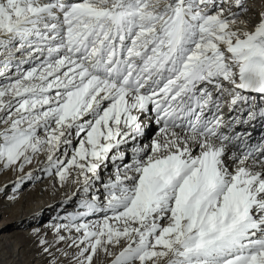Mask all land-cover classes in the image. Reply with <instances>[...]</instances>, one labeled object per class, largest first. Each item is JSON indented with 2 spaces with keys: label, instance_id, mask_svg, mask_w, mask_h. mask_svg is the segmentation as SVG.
I'll return each mask as SVG.
<instances>
[{
  "label": "snow or ice",
  "instance_id": "snow-or-ice-1",
  "mask_svg": "<svg viewBox=\"0 0 264 264\" xmlns=\"http://www.w3.org/2000/svg\"><path fill=\"white\" fill-rule=\"evenodd\" d=\"M255 5L0 0L7 199L47 177L74 205L27 233L30 264H264Z\"/></svg>",
  "mask_w": 264,
  "mask_h": 264
},
{
  "label": "bare ground",
  "instance_id": "bare-ground-1",
  "mask_svg": "<svg viewBox=\"0 0 264 264\" xmlns=\"http://www.w3.org/2000/svg\"><path fill=\"white\" fill-rule=\"evenodd\" d=\"M35 176L42 177L43 174L39 173L38 175H35ZM15 178H17V176L13 175L12 179H15ZM1 179H2L1 183H5L11 180L10 178H1ZM34 180L37 181L38 179H34ZM12 187L6 188L5 186L3 187L0 186V194L3 191L10 190L9 196L13 195ZM35 189L34 191L30 192L28 197L25 199H23L24 196L20 197V191L18 193H15V195L17 196V203L15 204H17V206L13 205L14 203L12 202L7 201V206H3L0 208L1 210L3 209V211L0 210V213L2 214L5 213L6 220H7L6 222H3V223L0 222V233L4 232L5 230L14 228L15 232L20 233V237L23 238V242H26V240H30L27 237V233L31 231V230L30 231H27V230L29 228L32 229L33 227H39L42 225V224L38 226L32 225L33 221L35 220L37 221L38 219V217H36V219H33V217H35L34 214L36 212H41L44 210V212L48 213V215L45 216L47 220H49V217H50V218H53L52 219L53 221H55V218L57 217L58 214L59 215L66 214L65 209H67L68 211L74 210V205L72 203H69V204L62 203L66 199L65 192L67 190L57 191L55 188L53 189L50 178L45 182L43 186L36 185ZM38 189L45 190V191L44 193L42 192V194H39ZM34 194H37V195H34ZM63 206H68V207H63ZM13 221H15L14 224H13ZM44 225H47V224L44 223ZM14 229L11 232H9L10 233L9 235L2 236L3 241L2 243H0V252L6 251L7 256H9V254L11 253L9 251V246L13 244L12 246L13 248L16 249L15 250L16 252L13 251L12 255L16 254V257H17L16 262L14 260V258L16 257L13 258V261L15 262V264H17V263H20L21 259L23 258V255H25L26 253L22 252L23 250L22 246H19L18 243H14L15 239L17 238V237H15V239L13 238ZM24 232H26V234ZM22 233H24L25 237L22 236L23 235ZM12 240L13 242H11ZM20 248L22 250H20ZM0 261H6V260L4 258V260L0 259Z\"/></svg>",
  "mask_w": 264,
  "mask_h": 264
},
{
  "label": "rangeland",
  "instance_id": "rangeland-1",
  "mask_svg": "<svg viewBox=\"0 0 264 264\" xmlns=\"http://www.w3.org/2000/svg\"><path fill=\"white\" fill-rule=\"evenodd\" d=\"M256 8L259 9L260 7V0H256ZM26 172L28 171H33L34 172V175H38L40 172L38 171H34L33 168H26L25 169ZM13 173L11 172H4V171H0V186L3 187L5 186L6 188H9V187H12L13 186V181L16 180L17 178L15 179H12L13 177ZM7 176V177H6ZM11 176V177H10ZM1 178H10L11 180L5 182V183H1ZM49 179V178H48ZM47 177H44L43 179H38L37 181L36 180H32V181H24L21 185V191H20V197L24 196L23 199L27 198L28 195L30 194V192L34 191L36 185L37 186H43L45 184V182L48 180ZM43 188V187H42ZM54 189V188H53ZM36 190V189H35ZM9 191H3L1 194H0V208L3 207V206H7V197L9 196ZM45 190H41V189H38V192L39 194H42V192L44 193ZM34 193V192H33ZM25 194V195H24ZM34 195H37V194H34ZM48 199V198H47ZM17 203V201L15 202ZM13 204L15 206H17V204ZM63 207H68V206H63ZM1 210V209H0ZM3 211V209L1 210ZM35 217H38V221L39 223H37V221H33V224L32 225H35V226H38L40 224H42L41 226L39 227H43L44 226V223L45 224H49V223H53L54 221L52 220L53 218H50L49 217V220H47V218L45 217L46 215H48V213L41 211V212H36L35 214ZM14 220V219H13ZM6 215L5 213H0V222L3 223V222H6ZM15 221H13V224H14ZM32 223V222H31ZM14 229V228H13ZM13 229H9V230H5L4 232H1L0 233V243H2V236H7L9 235ZM32 230L31 228H29L27 231H30ZM26 234V232H24ZM24 233H22L23 237L24 236ZM15 237H17L15 239ZM5 238V237H4ZM13 238L15 239L14 243H18L19 246H22V249L20 248V250H22V252H25L26 254L23 255V258L21 259L20 263H17V264H30V262H32L34 259H36L38 261V258L35 257V249L32 247V242L31 240H26V242H23V238L20 237V233L19 232H15V229H14V235H13ZM19 238V239H18ZM13 242V240L11 241ZM12 244V243H11ZM13 245V244H12ZM10 245L9 246V251L11 252L9 254V256H7L6 254V251L4 252H0V259L1 260H5L6 261H0L1 264H15L16 260H17V257H16V254L12 255L13 254V251L16 252L15 248H13V246ZM29 246V247H28ZM24 247V248H23ZM26 249V250H25ZM11 256V257H10ZM3 257V259H2ZM16 257V258H14ZM7 258V259H6ZM11 258V259H10ZM13 258L15 260V262L13 261ZM9 260V261H8Z\"/></svg>",
  "mask_w": 264,
  "mask_h": 264
}]
</instances>
